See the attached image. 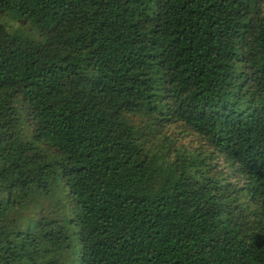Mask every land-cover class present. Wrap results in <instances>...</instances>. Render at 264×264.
<instances>
[{
	"label": "trees",
	"instance_id": "trees-1",
	"mask_svg": "<svg viewBox=\"0 0 264 264\" xmlns=\"http://www.w3.org/2000/svg\"><path fill=\"white\" fill-rule=\"evenodd\" d=\"M0 264H264V0H0Z\"/></svg>",
	"mask_w": 264,
	"mask_h": 264
},
{
	"label": "rangeland",
	"instance_id": "rangeland-1",
	"mask_svg": "<svg viewBox=\"0 0 264 264\" xmlns=\"http://www.w3.org/2000/svg\"><path fill=\"white\" fill-rule=\"evenodd\" d=\"M193 137H191V138H187V139H184V143H186V144H188V145H192L193 144Z\"/></svg>",
	"mask_w": 264,
	"mask_h": 264
}]
</instances>
